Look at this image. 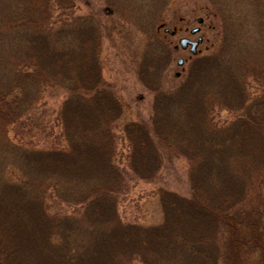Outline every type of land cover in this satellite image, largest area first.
Listing matches in <instances>:
<instances>
[{
    "label": "rangeland",
    "instance_id": "374dc122",
    "mask_svg": "<svg viewBox=\"0 0 264 264\" xmlns=\"http://www.w3.org/2000/svg\"><path fill=\"white\" fill-rule=\"evenodd\" d=\"M263 251L264 0H0L1 264Z\"/></svg>",
    "mask_w": 264,
    "mask_h": 264
},
{
    "label": "trees",
    "instance_id": "16d2710c",
    "mask_svg": "<svg viewBox=\"0 0 264 264\" xmlns=\"http://www.w3.org/2000/svg\"><path fill=\"white\" fill-rule=\"evenodd\" d=\"M65 31V32H68L67 30H68V27H66L65 29L64 28H62V29H60V30H58V31H56V32H54V34H59V32L60 31ZM59 35H62L61 33L59 34ZM70 118L68 117L67 119H64V122H68V120H69ZM87 120V119H86ZM70 122V121H69ZM86 124H87V126H88V124H90L91 122L90 121H84ZM86 126V127H87ZM90 129V128H89ZM91 130V129H90ZM29 150V152L30 151H32V152H30V153H33L35 156H36V154L37 155H40V156H43V154L44 153H47V152H49V151H46V150H41V149H36V147L35 148H33V149H28ZM51 187H55V192L57 193L58 192V190H56V187H57V185L53 182L52 183V186ZM83 198H81V203H83L84 202V200L85 199H87V194L86 195H83L82 196ZM201 207L203 208V209H205V211H212L213 209H211V208H208V207H204L203 206V204L201 205ZM213 208H216V207H213ZM201 209V208H200ZM215 214V216L216 217H219V219L222 221V223L225 225V228L224 229H226V233H227V235H228V237L230 238V239H232L233 241H234V239H235V235H234V231L235 230H233L234 229V227H233V225L231 224V222H229V220L228 219H226V218H224V216H223V214H221V212H217V213H214ZM219 220V222H221ZM232 227V228H231ZM185 244V247H187V248H189L190 250H191V252H193L194 253V250H196V253L195 254H197L198 253V250H199V248H197V247H195V244L196 243H207L209 246L208 247H210V243L208 242V241H206V240H200V241H197V242H194L193 241V243H189L188 244V242H182V244ZM249 246V244L247 245V247ZM257 244H255V241H253L252 243H251V245L249 246V248H248V250H251V251H254V252H256V249H258L257 248ZM191 247H193V248H191ZM207 246H205L204 247V249L206 248ZM246 247V248H247ZM261 248V249H260ZM260 248H259V250H263V248L260 246ZM201 250V252H200V258L202 257V258H204V260H205V262L207 261V262H209L211 259H210V256H208L206 253L207 252H205L204 253V251L202 250V248L200 249ZM185 253H187V251L185 250ZM201 253H204V254H201ZM188 254V253H187ZM212 254H214V253H212ZM206 258V259H205ZM259 258V262L258 261H256V263L257 264H264V251H263V253H260V256L258 257ZM124 259V258H123ZM131 263H133V264H143L142 262H136V263H134V262H132V261H130Z\"/></svg>",
    "mask_w": 264,
    "mask_h": 264
},
{
    "label": "water",
    "instance_id": "95a60500",
    "mask_svg": "<svg viewBox=\"0 0 264 264\" xmlns=\"http://www.w3.org/2000/svg\"><path fill=\"white\" fill-rule=\"evenodd\" d=\"M193 31L194 30H192L191 32H193ZM200 40H201V38H198V40H196V41H190L187 38L183 37L182 39L179 40V43L181 44L182 47L186 46V44L189 43L190 44V51L194 53L195 47ZM180 62H181V60L178 61V63H180Z\"/></svg>",
    "mask_w": 264,
    "mask_h": 264
},
{
    "label": "flooded vegetation",
    "instance_id": "af4514ba",
    "mask_svg": "<svg viewBox=\"0 0 264 264\" xmlns=\"http://www.w3.org/2000/svg\"><path fill=\"white\" fill-rule=\"evenodd\" d=\"M193 30V29H192Z\"/></svg>",
    "mask_w": 264,
    "mask_h": 264
}]
</instances>
